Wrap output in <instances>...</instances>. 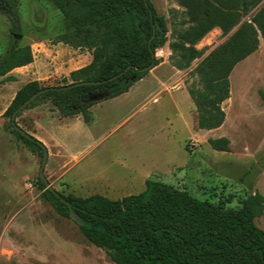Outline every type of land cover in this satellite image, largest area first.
<instances>
[{"label":"rangeland","instance_id":"374dc122","mask_svg":"<svg viewBox=\"0 0 264 264\" xmlns=\"http://www.w3.org/2000/svg\"><path fill=\"white\" fill-rule=\"evenodd\" d=\"M151 1L169 30L168 42L156 52L161 65L156 74L93 105L88 123L81 116L63 118L47 99L16 119L46 146L49 156L42 171L44 154L24 146L5 112L26 81L48 86L69 82L71 73L89 65L93 55L87 48L53 41L73 26L51 0H19L21 46H31L34 66L16 83L0 78V264H115L77 223L43 198L35 184L39 177L64 195L101 194L112 200L145 191L148 178L229 209H239L256 192L264 195V38L230 75L223 125L202 130L187 87L197 82L199 62L238 26L228 34L219 27L211 30L196 45L201 58L159 80L158 73H168L172 65L170 45L189 16L183 0ZM9 28V18L0 12V54L7 48ZM220 137L229 139V152L209 145V139ZM255 222L264 229V213Z\"/></svg>","mask_w":264,"mask_h":264},{"label":"trees","instance_id":"16d2710c","mask_svg":"<svg viewBox=\"0 0 264 264\" xmlns=\"http://www.w3.org/2000/svg\"><path fill=\"white\" fill-rule=\"evenodd\" d=\"M51 1L73 26L53 41L87 48L93 60L73 71L69 82L65 79L48 86L34 80L17 91L5 115L13 133L37 154H44L46 146L34 136L19 133L12 124L13 113L27 99L44 90L25 109L47 99L63 118L81 116L88 123L93 105L129 92L160 64L156 52L168 42L167 20L151 0ZM263 1L182 2L189 19L181 24L187 26L177 31L170 45L171 63L178 70L188 69L203 56L196 45L211 30L219 27L228 34L238 26L227 41L199 62L194 71L197 82L187 87L202 130L218 129L225 122L222 104L230 97V75L238 63L259 49L264 38V5L257 8ZM0 12L10 20L7 48L0 54V78L14 81L8 74L33 63L34 54L31 46H21L19 0H0ZM251 12L252 17L244 20ZM82 81L96 83L64 88ZM208 143L216 151L231 150L226 137L211 138ZM35 184L59 215L71 218V211L77 213L84 222L79 227L86 239L104 249L115 264H264V229L255 222L264 213L260 192L244 199L239 209H229L154 178L146 180L145 191L119 200L101 194L64 195L41 177Z\"/></svg>","mask_w":264,"mask_h":264},{"label":"water","instance_id":"95a60500","mask_svg":"<svg viewBox=\"0 0 264 264\" xmlns=\"http://www.w3.org/2000/svg\"><path fill=\"white\" fill-rule=\"evenodd\" d=\"M150 69V68H149ZM117 77V75L116 76H114V77H112V78H110L109 80H113V79H115ZM93 83H96L95 81H82V82H78V83H73V84H70V85H67V86H65L64 88L65 89H70V88H73V87H75V86H78V85H82V84H93ZM99 83V82H98ZM44 92V90H41V91H39V92H37V93H35L34 95H32L29 99H27L18 109H17V111H15L14 113H13V116H12V124H13V127H14V129L16 130V131H18L19 133H21V134H23V135H25L26 137H32L33 138V136H31L29 133H27L22 127H20L19 125H18V123H17V121H16V117H17V113L18 112H20V111H22V110H24L32 101H34L40 94H42ZM48 156H49V153H48V150H47V148L45 149V151H44V158H43V162H42V167H41V170L43 171V169H44V167H45V165H46V163H47V160H48ZM51 187V186H50ZM70 217H71V219L75 222V223H77L78 225H84V222H83V220L81 219V217L77 214V213H75V212H73V211H71L70 212Z\"/></svg>","mask_w":264,"mask_h":264},{"label":"crops","instance_id":"0c3cea01","mask_svg":"<svg viewBox=\"0 0 264 264\" xmlns=\"http://www.w3.org/2000/svg\"><path fill=\"white\" fill-rule=\"evenodd\" d=\"M164 64H166V63H164ZM168 64H169V63H168ZM33 66H34V62L31 63V64H29V65H27V66H23V67L16 68V69H14L13 71H11L8 75H9V76H14L15 79H16V81H15V83H16L17 81H21V80H22L21 74L24 73L25 71H28V70L32 69ZM163 66H164V65H163ZM165 67H166V66H165ZM159 69H161V65H158V66H156L155 68H153V69L149 72V74H147V76H145L143 79H146L147 77L152 76L153 74H156V72H158ZM175 72H176V73H175ZM177 72H180V70H178L177 68H175L173 65L169 64V67H168V73H166V74L158 73V76L160 77L159 80H162L163 78H165L164 75L178 74ZM3 78H4V77H3ZM143 79H141L140 81H142ZM140 81H138V82H140ZM12 82L14 83V81H12ZM28 82H30V80H29V81H26V84H27ZM135 84H137V82H136ZM135 84H134V85H135ZM134 85H133V86H134ZM133 86H132V87H133ZM132 87H131V88H132ZM129 91H130V90H129Z\"/></svg>","mask_w":264,"mask_h":264}]
</instances>
